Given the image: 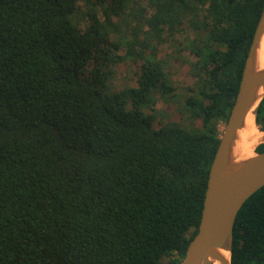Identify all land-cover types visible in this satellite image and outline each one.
I'll list each match as a JSON object with an SVG mask.
<instances>
[{"label":"trees","instance_id":"16d2710c","mask_svg":"<svg viewBox=\"0 0 264 264\" xmlns=\"http://www.w3.org/2000/svg\"><path fill=\"white\" fill-rule=\"evenodd\" d=\"M139 1L0 0V264H180L264 0ZM184 25L197 125L155 128L153 95L175 96L152 42ZM110 46L143 60L136 86L109 88ZM231 264H264V185Z\"/></svg>","mask_w":264,"mask_h":264},{"label":"water","instance_id":"95a60500","mask_svg":"<svg viewBox=\"0 0 264 264\" xmlns=\"http://www.w3.org/2000/svg\"><path fill=\"white\" fill-rule=\"evenodd\" d=\"M264 37V6L254 28L244 59L237 93L229 110L217 148L211 160L201 215L180 264H231L233 224L244 201L264 185V130L250 137L251 154L236 159L234 147L245 118L264 97V67L257 65V49ZM255 126L258 125L255 122ZM228 252V257L222 254Z\"/></svg>","mask_w":264,"mask_h":264},{"label":"rangeland","instance_id":"374dc122","mask_svg":"<svg viewBox=\"0 0 264 264\" xmlns=\"http://www.w3.org/2000/svg\"><path fill=\"white\" fill-rule=\"evenodd\" d=\"M136 1V0H134ZM148 11L151 6L145 1H139ZM135 4V3H134ZM82 6V3H80ZM117 21V19H115ZM112 39L116 36L111 35ZM193 37V32L184 25L183 30L176 33L173 37L165 41H153L152 46L156 55L169 75L172 85L174 86V96H162L159 92L153 95L154 102L145 108V112L154 114L153 126L169 124L170 121L181 122V124L191 129L197 125L190 116V112L183 106V95L188 94L189 87L195 81L190 69L193 61L196 60L195 55L189 50V43ZM124 49L122 47L108 48L106 54L107 60L103 65V69L110 70L111 73L107 77V84L111 90H123L137 85V78L140 74V64L143 60L132 61L131 58H123ZM182 93V94H181ZM175 98V99H174ZM182 107V114L179 108ZM225 122L218 125L219 131L222 132ZM257 131L259 127L255 126ZM261 131V130H260ZM260 131L256 135L260 134Z\"/></svg>","mask_w":264,"mask_h":264},{"label":"bare ground","instance_id":"6f19581e","mask_svg":"<svg viewBox=\"0 0 264 264\" xmlns=\"http://www.w3.org/2000/svg\"><path fill=\"white\" fill-rule=\"evenodd\" d=\"M257 65L259 68L264 67V37L261 39L257 49ZM241 131L242 132L239 134L238 141L234 147V156L236 159H240L251 154L252 142L249 139L260 131H257L255 127L254 116L251 112L247 114L244 127ZM222 254L228 257V252L222 251ZM212 264H218V262L214 261Z\"/></svg>","mask_w":264,"mask_h":264}]
</instances>
